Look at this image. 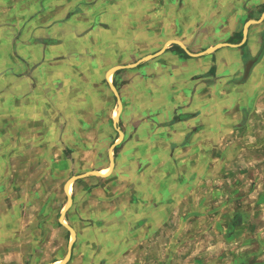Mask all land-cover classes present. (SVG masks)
I'll list each match as a JSON object with an SVG mask.
<instances>
[{"label":"crops","instance_id":"0c3cea01","mask_svg":"<svg viewBox=\"0 0 264 264\" xmlns=\"http://www.w3.org/2000/svg\"><path fill=\"white\" fill-rule=\"evenodd\" d=\"M46 7L23 16L0 55V211L9 194L40 188L35 176L57 175V161L74 173L80 154L85 169L75 174L107 168L118 134L106 71L156 53L111 71L122 132L112 168L72 181L80 193L76 240L90 235L97 249L71 247L68 260L169 264L177 253V264H248L247 254L262 256L252 236L264 233V15L244 38L242 28L264 13V0H49ZM173 40L192 53L237 45L191 56ZM78 97L74 127L62 119ZM94 128L98 138L89 137Z\"/></svg>","mask_w":264,"mask_h":264},{"label":"rangeland","instance_id":"374dc122","mask_svg":"<svg viewBox=\"0 0 264 264\" xmlns=\"http://www.w3.org/2000/svg\"><path fill=\"white\" fill-rule=\"evenodd\" d=\"M48 2L49 0H0V55L3 50H6L3 45H6L7 41H11L13 37H16V32L17 34L21 32L20 30H22V28L19 29V27H23V19L26 18L23 16L35 9L37 11L38 9H47L46 5ZM23 3H25V8H29L28 11H25L22 7ZM72 102V106L68 108V111L72 109V113L70 111L68 113L69 119L63 118L62 122L68 120L69 122H67V124L72 126L73 123L75 127L80 125L78 123L80 122L79 120L82 119V114L80 112L82 103L79 97L73 98ZM115 104L111 107V118H114ZM53 114L55 115L54 112ZM62 115L64 114L57 113L58 117L55 118L58 120L59 125L61 122L59 116ZM97 118L98 120L100 119V117ZM97 118L93 119L97 120ZM75 130L80 132V129L73 128L72 131L74 142H77L76 138L78 136ZM100 131V129L94 128L92 136H88L98 138L100 136ZM65 132V128H62L60 135L63 137ZM111 139L112 135L106 140V143L103 146V152L102 154H99L100 156H105L106 144L110 142ZM96 154V151H94L92 158L99 156ZM81 163L84 165L86 161H81V155L79 154L74 161V173H72L68 169L65 172V163L57 161V175L35 176V184H39V181L41 184V186L39 185L40 188H24L25 191L23 193L14 192L8 195L6 202H4L5 204L3 203L5 209L0 211V214L4 211L5 215L4 219L0 215V264H45L52 260H59L64 254L69 233L57 222L56 215L62 204V207H64L65 197L68 193L67 187H64V183L62 186V192L60 187L66 177L85 169V165L84 167L79 166ZM94 166L95 162L90 160L88 167L92 168ZM43 171L44 170H42V172ZM80 181L81 179L78 178L74 181V184H78ZM30 184H32V182H30ZM52 186H54V188ZM19 190H21V188H19ZM79 198L80 193L73 191V200L70 206L66 209V214H64V220L73 228L74 234L79 228H81V219H79L80 210H77L78 207H76L79 203ZM252 238H255V240L260 242V251L261 249L264 250V233L262 232L260 237L252 236ZM252 238L250 240V248L253 251L255 248H258V246ZM115 244V241H111L108 246ZM117 246H120V242H118ZM71 247H74L76 250L84 249L86 254L95 253L97 249L95 247V241L90 235H84L80 240H76L75 234ZM249 252L251 251L249 250ZM247 257L248 264H264V252L262 256L259 257H251L249 254H247ZM169 259V264H177L180 257L177 253H174ZM234 259L240 260L244 258L234 257ZM73 263L74 261L71 262L68 260L65 264ZM155 263L157 262H154L153 264ZM184 264H194V262L189 259L185 260Z\"/></svg>","mask_w":264,"mask_h":264},{"label":"water","instance_id":"95a60500","mask_svg":"<svg viewBox=\"0 0 264 264\" xmlns=\"http://www.w3.org/2000/svg\"><path fill=\"white\" fill-rule=\"evenodd\" d=\"M264 13L261 14V16L257 19H249L247 20L246 22H244L243 24V28H242V37L244 38L245 36V28L248 24L250 23H257L259 22L262 17H263ZM173 42H175L176 44H178L181 48H183L185 50L186 53H188L189 55L193 56V55H202V54H206V53H209L210 51H212L216 46H219V45H222V44H228V45H231V46H236L237 44H230V43H216L212 46H209L205 49H203L202 51L200 52H197V53H192V52H189L179 41L177 40H173ZM164 49V46L161 48V50ZM156 53H153V54H148V55H144L142 56L141 58H139L136 62L132 63V64H129V65H123V64H117V65H114L110 68H108V70L106 71V75L108 74V72L110 71H114L116 69H119V68H123V67H129V66H133V65H136L138 62H140L141 60H145V59H148V58H151L152 56H154ZM253 60H248L246 63H245V67H244V70H243V73H244V76H246V74L248 73V70L252 64ZM108 86L109 88L112 90L114 96H115V99H116V104L118 106V111H117V116H115L114 118H112V124L114 125V127L116 128V131H117V139L109 146L108 150H107V157H108V170L105 174H101L99 173L97 170H88V171H85L83 173H80V174H75V175H71L70 177H68L65 181V183L71 179L72 181L76 180L77 178H80L84 175H88V174H92V175H96V176H105L109 173V171L111 170L112 168V165H113V157H112V147L118 142V140L121 138V135H122V132L121 130H119L116 126H115V123L117 122V119H118V113H119V109H120V99L118 97V94L114 88V86L112 85L111 82H108ZM64 183V185H65ZM71 201H72V198L71 196L69 195H66L65 197V202H64V207H61L60 210H59V213H58V217H57V221L60 225H62L69 233V237H68V240H67V243H66V250H65V253H64V256L61 258V261L60 263H55V262H46L45 264H64L68 259H69V256H70V252H71V245L74 241V238H75V234H74V230L73 228L67 223V222H64V219H63V216H64V212L65 210L70 206L71 204Z\"/></svg>","mask_w":264,"mask_h":264},{"label":"bare ground","instance_id":"6f19581e","mask_svg":"<svg viewBox=\"0 0 264 264\" xmlns=\"http://www.w3.org/2000/svg\"><path fill=\"white\" fill-rule=\"evenodd\" d=\"M110 75H111V71L110 72H108V74L106 75V77H107V81L108 82H110ZM116 107H115V109H114V116L113 117H115V116H117V111H118V106L117 105H115ZM107 170H108V167L107 168H105V169H102V170H100V171H98L99 173H101V174H105L106 172H107ZM71 183H72V180L71 179H69L66 183H65V188L67 187V193H68V195L69 196H71ZM72 197V196H71ZM64 222H66L65 220H64ZM60 262H62V261H58V262H55V263H60Z\"/></svg>","mask_w":264,"mask_h":264}]
</instances>
